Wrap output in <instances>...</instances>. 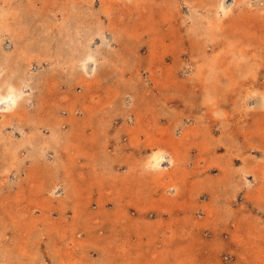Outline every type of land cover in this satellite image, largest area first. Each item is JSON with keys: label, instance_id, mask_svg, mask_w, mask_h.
Listing matches in <instances>:
<instances>
[{"label": "rangeland", "instance_id": "obj_1", "mask_svg": "<svg viewBox=\"0 0 264 264\" xmlns=\"http://www.w3.org/2000/svg\"><path fill=\"white\" fill-rule=\"evenodd\" d=\"M0 73V264H264V0H0Z\"/></svg>", "mask_w": 264, "mask_h": 264}, {"label": "bare ground", "instance_id": "obj_2", "mask_svg": "<svg viewBox=\"0 0 264 264\" xmlns=\"http://www.w3.org/2000/svg\"><path fill=\"white\" fill-rule=\"evenodd\" d=\"M87 61L94 62L95 57L92 54H90V56H88L83 62L86 63ZM0 81H2V77L0 78ZM21 91L22 90L19 91L18 89H16V87H14V84H11V81L7 82V85L5 87V92L2 95L3 97H0V105L2 106V108L6 107L7 110H11L16 104L20 103L23 100Z\"/></svg>", "mask_w": 264, "mask_h": 264}]
</instances>
